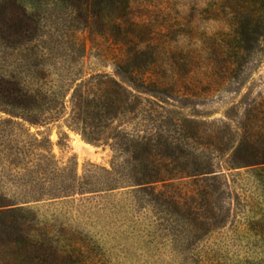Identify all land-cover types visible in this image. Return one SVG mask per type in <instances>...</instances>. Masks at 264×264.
<instances>
[{
    "label": "rangeland",
    "instance_id": "obj_1",
    "mask_svg": "<svg viewBox=\"0 0 264 264\" xmlns=\"http://www.w3.org/2000/svg\"><path fill=\"white\" fill-rule=\"evenodd\" d=\"M262 162L264 0H0V264H264Z\"/></svg>",
    "mask_w": 264,
    "mask_h": 264
},
{
    "label": "trees",
    "instance_id": "obj_2",
    "mask_svg": "<svg viewBox=\"0 0 264 264\" xmlns=\"http://www.w3.org/2000/svg\"><path fill=\"white\" fill-rule=\"evenodd\" d=\"M234 56H235L236 58H238V57H239V54H238V53H235ZM261 165H262L263 167L261 168L260 171L264 172V162H262ZM262 182H264V180H263Z\"/></svg>",
    "mask_w": 264,
    "mask_h": 264
}]
</instances>
